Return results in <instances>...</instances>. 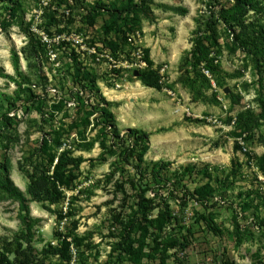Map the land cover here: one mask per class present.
<instances>
[{
    "label": "rangeland",
    "instance_id": "1",
    "mask_svg": "<svg viewBox=\"0 0 264 264\" xmlns=\"http://www.w3.org/2000/svg\"><path fill=\"white\" fill-rule=\"evenodd\" d=\"M15 1L14 16L0 26V117L7 112L12 117L4 130L8 136L0 142V162L10 160L11 179L26 192L28 180L20 166L33 170L37 159L32 154L42 141L50 143L40 155L50 174L54 163L46 154L57 156L55 139L61 143L57 154L67 150L82 159L73 169L77 179L64 204H30L38 219L35 263L264 264V147L259 142L264 120L247 128L238 123L244 113H261L260 88L251 38L217 19L227 0H153L148 17L141 15L137 23L131 16L109 35L105 27L113 20L108 9L117 0ZM96 2L105 8L95 12L92 25ZM172 7L188 14L178 15ZM212 12L209 35L215 37L212 56L219 67L214 77L203 65L194 71L186 60L197 20L206 29ZM246 24L262 31L264 15L251 13ZM137 32L149 52L145 69L150 66L160 76L158 88L138 80L145 69L125 66L134 47L126 46L124 38ZM13 51L30 79L21 89ZM86 73L98 79L97 89ZM19 92L14 110L4 96L15 98ZM99 95L116 103L111 111L127 145L131 129L150 135L144 168L157 161L172 164L161 180L138 175L144 144L135 157L123 160L125 146L113 138L101 115ZM232 95L238 104L232 105ZM204 187L212 190L203 198ZM141 193L154 200L152 223L138 211ZM18 214L17 202L0 201V255L4 240L12 241L22 230ZM65 241L69 260L52 253Z\"/></svg>",
    "mask_w": 264,
    "mask_h": 264
},
{
    "label": "trees",
    "instance_id": "2",
    "mask_svg": "<svg viewBox=\"0 0 264 264\" xmlns=\"http://www.w3.org/2000/svg\"><path fill=\"white\" fill-rule=\"evenodd\" d=\"M153 2V0H117L110 8L108 13L112 18V22L105 27L106 35H109L121 21L133 16V19L137 23L141 22V15L148 17L147 5ZM17 5L15 0H4L2 7H0V26L6 25L7 16L11 20V17L14 16L13 8ZM105 6L101 3H94L92 7V12L90 13L89 22L93 25L95 23L96 11L99 9H104ZM172 11L181 16H186L188 14L187 9L181 7H172ZM251 13H254L256 16L264 15V0H227L226 5H221L217 19L221 20L225 25L231 29H235V33L241 31L248 34V39L251 38L253 42L252 51L253 54V69L257 76V82L260 88V96L258 102L261 106V113L256 114L253 112L244 113L238 120V123H242V126L245 128L252 127L256 122L264 120V29L258 31L254 29L252 25L246 24V20ZM215 13L212 12L209 16L208 21L206 22V29L203 28V23L200 19L197 20V28L193 32V47L187 55V61H191V67L196 72L199 70L200 66H204L206 70L213 77L217 76L219 73V67L215 64V60L212 56L213 54V40L214 36L209 35L211 31L212 23L214 22L213 18ZM140 29H138L139 31ZM240 36L236 35L238 39ZM129 38V37H128ZM128 38H124L125 45L130 47L128 43ZM131 48V47H130ZM133 48V47H132ZM134 50V48H133ZM131 50V51H133ZM129 52L126 56L131 54ZM145 61L149 65V52L144 49ZM129 58V57H128ZM126 58V59H128ZM12 65L16 74L22 78V83L19 85L21 89L23 84L30 83V79L27 78L20 69V57L16 51L12 52ZM147 68V67H146ZM87 74V79L89 80L92 88L97 89L98 79L92 76L90 73ZM138 80L146 87L149 88H158L160 83V76L157 72L150 69H145L139 71ZM12 78V77H5ZM99 92V91H98ZM9 104H11L14 110H17L15 105L21 100L20 92L17 93L15 98L4 96ZM232 105L239 103V98L235 95L231 96ZM97 101L104 105L101 115L105 116V120L109 122V127L113 130V138L120 139V145L125 146V151L123 154V160L128 162V159L135 157V153L139 148L144 144L145 146L142 149V153L138 155L137 160L139 165L136 169L138 175L141 176L143 180L145 176L150 174L153 179L161 180V174L171 167L170 162L157 161L147 165L145 168L142 166L146 164L144 161V154L149 149V137L150 135L144 131H138L136 129H131L129 131L128 137L132 140V143L127 145L126 140H123L120 136V131L116 125L115 116L112 113L111 109L116 105V103L108 101L102 95H99ZM1 108V104H0ZM11 108V109H12ZM12 109V110H13ZM10 111V110H9ZM10 114L3 113L0 117V121L4 125V129L0 130V142L7 138V133H4L5 129H9L11 126L12 117ZM7 131V130H6ZM259 142L264 147V136L260 138ZM49 141L46 139L42 141L40 146L32 154V158L36 157V163H32L33 170L31 171L28 168L20 166V170L23 172L25 177L28 180L26 185V192H23L18 186L15 185L14 181L11 179V163L10 160H5L3 163L0 162V201L3 199H8L19 204V214L18 219L22 225V230L18 235H16L12 241L7 239L3 242V252L4 254L0 255V264H36V255L34 253V234L33 230L35 224L38 222L37 218H34L31 215V203H42L45 204L49 202L51 204H64L66 202V191L71 186V184L77 179L76 175L73 174V169L77 168L81 163L82 159L74 157L71 151H63L57 154V150L60 148L61 143L55 139L53 148L56 149L55 154L49 153L46 154L48 162L54 163L52 173L50 174L46 169H44L43 161L40 162L41 153L46 151L45 146H48ZM50 144V143H49ZM239 147H235V150H238ZM210 188V189H209ZM204 187L200 196L205 197V194L211 193V187ZM199 192V191H198ZM138 211L141 214V217L147 222L148 218L155 210L156 206L154 205V200L146 198L144 193L138 195ZM202 205L207 206L205 201H202ZM264 203V201H263ZM156 222H161L157 220ZM237 244L241 245L244 238L241 232L236 233ZM53 254H61L64 258L70 259V250L69 243L64 242L62 248H52ZM6 255H13L14 260L10 259ZM41 263V261H40Z\"/></svg>",
    "mask_w": 264,
    "mask_h": 264
},
{
    "label": "built area",
    "instance_id": "3",
    "mask_svg": "<svg viewBox=\"0 0 264 264\" xmlns=\"http://www.w3.org/2000/svg\"><path fill=\"white\" fill-rule=\"evenodd\" d=\"M128 43L131 47H134L133 52L127 59L125 66L128 68H137V69H145L147 67V63L145 61L144 54V46L143 41H141L140 32H137L136 35H129ZM108 57V56H107ZM133 61L131 64H129ZM114 67H117L114 65ZM165 70V69H164Z\"/></svg>",
    "mask_w": 264,
    "mask_h": 264
}]
</instances>
